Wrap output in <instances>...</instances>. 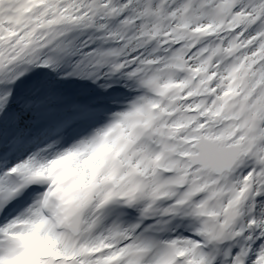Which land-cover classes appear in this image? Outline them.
I'll return each mask as SVG.
<instances>
[{"label": "snow or ice", "instance_id": "6c2138e0", "mask_svg": "<svg viewBox=\"0 0 264 264\" xmlns=\"http://www.w3.org/2000/svg\"><path fill=\"white\" fill-rule=\"evenodd\" d=\"M0 264H264V0H0Z\"/></svg>", "mask_w": 264, "mask_h": 264}]
</instances>
